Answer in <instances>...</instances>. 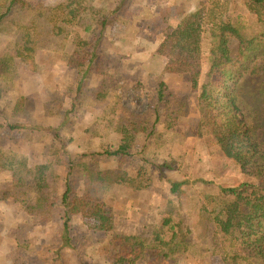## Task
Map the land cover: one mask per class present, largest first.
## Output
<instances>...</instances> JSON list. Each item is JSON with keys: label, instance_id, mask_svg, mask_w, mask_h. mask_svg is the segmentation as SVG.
Masks as SVG:
<instances>
[{"label": "trees", "instance_id": "trees-1", "mask_svg": "<svg viewBox=\"0 0 264 264\" xmlns=\"http://www.w3.org/2000/svg\"><path fill=\"white\" fill-rule=\"evenodd\" d=\"M70 1L73 12L27 0H0V31L16 35L23 56L29 49L51 50L59 53L73 72L63 83L69 95L75 93L76 97L69 108L61 111L60 105L54 113L60 123L58 131L65 126L68 113L77 110L89 76L93 72L106 74L107 31L113 15L122 12L130 0H112L110 7L102 0ZM238 1H244L249 18L230 14ZM155 52L166 59L165 74L204 70L197 102L200 117L214 143L247 180L221 184L213 193L192 191V196L185 198L189 194L185 188L213 182L194 177L191 167L183 166L174 155L160 158L147 153L161 140L162 132L170 136L176 132L179 120L189 116L193 103L191 95L162 80L151 92L146 88L137 92L142 96L147 93L141 110L117 104L113 113L107 109L83 132L90 140L101 139L100 143L89 141L90 153L113 158L115 164L106 169H84L81 195L74 186L76 167L67 174L61 193L48 180L52 164L38 163L14 169L9 181L0 184V201L37 211L44 225L61 220L63 246L68 248H76L70 228L73 217L94 220L84 237L105 241L113 262L184 264L189 257L205 258L212 253L221 264H264V0H207L195 12L179 9L171 33L158 41ZM9 75L5 77L12 84L14 76ZM102 86L109 89L106 82ZM106 89L97 93L98 102L109 100ZM23 101L21 97L14 109L19 110ZM1 115L0 132L5 124L11 129L21 126L4 122ZM54 136L65 146L59 133ZM4 159L5 149L0 145V173ZM140 165L181 173L180 180L169 184L166 211L172 220L140 232H121L109 195L120 184L135 190L148 188L147 182L130 173ZM51 260L73 264L62 247L51 252Z\"/></svg>", "mask_w": 264, "mask_h": 264}, {"label": "rangeland", "instance_id": "rangeland-1", "mask_svg": "<svg viewBox=\"0 0 264 264\" xmlns=\"http://www.w3.org/2000/svg\"><path fill=\"white\" fill-rule=\"evenodd\" d=\"M27 1L66 12L75 9L70 0ZM111 1L102 0V3L110 7ZM203 2L207 0H130L122 12L114 14L104 42L106 74L93 72L89 76L79 96L77 110L68 113L65 126L59 131L57 127L60 123L53 115L60 105L61 111L69 108L72 98L76 97L75 93L69 95L66 83H63L67 77H73V72L61 61V55L51 50L35 52L29 49L23 56L15 43L16 35L1 30L0 113L4 122L21 126L11 129L5 124L0 132V145L5 149L0 184L9 181L14 169L51 163L48 180L58 186L61 193L65 189L67 174L72 167H76L73 179L77 183L74 186L76 194L81 195L84 169H106L115 164L113 158L106 155L91 154L89 141L100 143L101 139L90 140L83 132L107 109L113 113L112 107L117 109V104L141 110L147 102V93L142 96L137 92H142L144 88L151 92L162 80L169 82L173 89L191 95L193 103L189 116L179 120L176 132L172 136L162 132L161 140L156 141L147 153L158 154L160 158L174 155L183 166L191 167L194 177L213 182L194 183L185 188L189 191L185 198H190L192 191L213 193L221 184L234 185L247 180L239 167L228 160L214 143L200 117L197 102L204 70L181 75L165 74L166 59L155 52L158 41L171 33L177 11L195 12ZM229 12L235 17H248L244 1L236 2ZM204 50L203 60L206 61L207 44ZM6 73L14 76L12 84L5 77ZM103 82L109 89L102 86ZM104 89L109 92V100L101 103L97 100V93ZM128 90H131L130 93L119 100L121 94H126ZM21 97L24 101L19 104V110H15ZM56 133L62 136L65 146L54 136ZM130 173L147 182L149 187L142 190L123 184L114 187L109 200L116 212L119 231L134 233L155 223L169 224L172 220L166 211L169 184L172 180H180L181 173L177 170L161 172L151 165H140ZM94 224V220L74 216L70 228L76 248H68L63 246L61 220L44 225L37 211L0 201V254L13 251L17 246L19 261L23 262L20 264H56L51 260V252L56 247H62L73 264H130L110 261L105 241L84 237ZM184 264H221V260L210 253L205 258L189 257Z\"/></svg>", "mask_w": 264, "mask_h": 264}, {"label": "crops", "instance_id": "crops-1", "mask_svg": "<svg viewBox=\"0 0 264 264\" xmlns=\"http://www.w3.org/2000/svg\"><path fill=\"white\" fill-rule=\"evenodd\" d=\"M166 74H169V73H166ZM30 241H32L33 243H36L33 240H31V239H30ZM0 246L2 247V244H0ZM17 249L18 248L16 246L13 251L12 250H9L8 253H3V254L1 253L0 254V264H1V261L2 260H3L2 264H20V262H22V261H19L20 260L19 259V255L20 254H19V252H18Z\"/></svg>", "mask_w": 264, "mask_h": 264}]
</instances>
